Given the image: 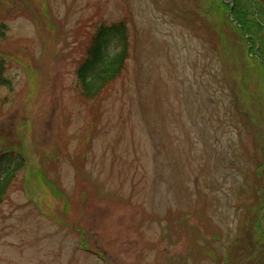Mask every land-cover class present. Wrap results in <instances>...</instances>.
<instances>
[{"label": "rangeland", "instance_id": "374dc122", "mask_svg": "<svg viewBox=\"0 0 264 264\" xmlns=\"http://www.w3.org/2000/svg\"><path fill=\"white\" fill-rule=\"evenodd\" d=\"M0 20V154L25 160L0 264H264V0H1ZM123 21L125 69L87 98L79 65Z\"/></svg>", "mask_w": 264, "mask_h": 264}, {"label": "trees", "instance_id": "16d2710c", "mask_svg": "<svg viewBox=\"0 0 264 264\" xmlns=\"http://www.w3.org/2000/svg\"><path fill=\"white\" fill-rule=\"evenodd\" d=\"M8 28L7 23L0 20V39L6 37ZM114 47H117V50H114ZM128 57L129 36L126 23L123 21L99 27L87 56L77 71L84 96L94 98L98 92L121 76ZM260 63L264 66V60H260ZM4 87L11 88L12 81L6 75V61L0 58V90ZM24 168L25 160L17 151L0 154V205L12 181Z\"/></svg>", "mask_w": 264, "mask_h": 264}]
</instances>
